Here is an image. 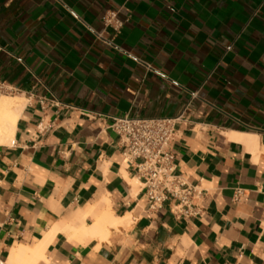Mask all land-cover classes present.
<instances>
[{
  "label": "crops",
  "instance_id": "crops-1",
  "mask_svg": "<svg viewBox=\"0 0 264 264\" xmlns=\"http://www.w3.org/2000/svg\"><path fill=\"white\" fill-rule=\"evenodd\" d=\"M0 79L26 99L0 145V264H264V0H0ZM189 103L172 149L203 217L155 215L109 126ZM105 217L125 223L94 234Z\"/></svg>",
  "mask_w": 264,
  "mask_h": 264
},
{
  "label": "built area",
  "instance_id": "built-area-1",
  "mask_svg": "<svg viewBox=\"0 0 264 264\" xmlns=\"http://www.w3.org/2000/svg\"><path fill=\"white\" fill-rule=\"evenodd\" d=\"M102 22L104 31L110 30L114 37H118L129 21L120 20L116 11H108ZM96 36L113 46V40L105 39L103 33H96ZM147 68L154 71L150 66ZM18 94L17 88L0 79V97H14ZM192 98H199V92L194 93ZM39 103L43 108L48 105L45 99H40ZM190 106L191 103L176 118H137L125 115L115 118L109 126L120 138L124 165L133 167L142 182L149 213L158 215L166 203H171L170 212L176 219L203 217L200 202L205 191L176 175V153L172 149L176 127ZM93 119L103 120V117L97 115Z\"/></svg>",
  "mask_w": 264,
  "mask_h": 264
},
{
  "label": "bare ground",
  "instance_id": "bare-ground-1",
  "mask_svg": "<svg viewBox=\"0 0 264 264\" xmlns=\"http://www.w3.org/2000/svg\"><path fill=\"white\" fill-rule=\"evenodd\" d=\"M25 105H26L25 98L6 97V96L0 98V145H9L13 142L16 124ZM102 220L106 222L102 223V221H99L98 222L99 224L96 223L97 227H96V231H94V234H102L104 231L107 230L108 226H116L125 223L124 220H119V221L117 220V222H113L114 220L112 221L111 218L106 220V217L105 219ZM75 230L77 229H74V231ZM81 230L79 229L77 231H81ZM74 233H76L77 235L76 231ZM30 253H32L31 250L26 248L23 249L21 252L16 253L15 257L26 259Z\"/></svg>",
  "mask_w": 264,
  "mask_h": 264
},
{
  "label": "rangeland",
  "instance_id": "rangeland-1",
  "mask_svg": "<svg viewBox=\"0 0 264 264\" xmlns=\"http://www.w3.org/2000/svg\"><path fill=\"white\" fill-rule=\"evenodd\" d=\"M6 97H10V96H6ZM1 98V97H0Z\"/></svg>",
  "mask_w": 264,
  "mask_h": 264
}]
</instances>
